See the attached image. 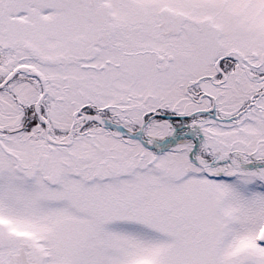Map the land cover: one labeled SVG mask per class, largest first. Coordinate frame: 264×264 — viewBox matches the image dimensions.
<instances>
[{
  "label": "snow or ice",
  "instance_id": "snow-or-ice-1",
  "mask_svg": "<svg viewBox=\"0 0 264 264\" xmlns=\"http://www.w3.org/2000/svg\"><path fill=\"white\" fill-rule=\"evenodd\" d=\"M0 264H264V0H0Z\"/></svg>",
  "mask_w": 264,
  "mask_h": 264
}]
</instances>
